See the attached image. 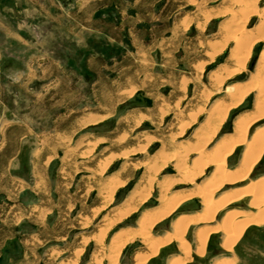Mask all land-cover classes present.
<instances>
[{
    "label": "rangeland",
    "instance_id": "1",
    "mask_svg": "<svg viewBox=\"0 0 264 264\" xmlns=\"http://www.w3.org/2000/svg\"><path fill=\"white\" fill-rule=\"evenodd\" d=\"M49 6V2L40 5L44 9ZM262 6L264 0L258 4L259 8ZM133 7L130 13L137 14L139 20L129 30L122 26L115 42L78 43L75 34L86 28L62 26L56 30L58 43L38 46L44 61H47L45 54L49 47L56 48L57 54V68L41 80L46 90L50 83L56 90L51 94L46 92V102L42 104L40 162L34 176L30 173L28 177L30 189L24 192V202L35 201L37 208L32 215L26 212L21 228L26 234L40 227L43 241L40 264H98L95 257H103L99 264H111L107 257L118 234L124 239L127 237L118 264H136L138 257L149 254L139 236L141 217L147 213L156 216L164 209L160 198L165 188H172L169 195L184 188L189 192L196 185L204 184L215 168L206 170L195 184L170 186L180 177L179 163L194 168L197 158L191 154L171 161L167 155L186 151L198 144L199 135H206L214 128L216 138L206 151L216 152L218 140L230 135L225 140L228 142L234 136L238 116L255 110L256 94L241 108L230 110L226 120L219 124L217 115L212 116L211 112L217 101L231 103L227 94L215 90L208 105L202 101L207 90L200 88V84L211 83L214 74L234 66L229 58L235 44L225 47L223 37L227 29L236 31L237 28L227 26V19L221 16L227 10L238 11L236 3L230 0H137ZM41 14L42 17L49 15L44 11ZM29 17L30 11L25 12V19ZM257 21V17L251 19L248 28L253 29ZM48 30L44 29L43 37ZM27 35L31 36L28 29ZM49 35L54 37L55 32ZM263 45L252 53L248 72L255 70ZM112 46L115 50L110 54L115 56L114 60L112 57L104 61L90 59L96 52L110 51ZM24 47L30 52L33 50L32 44ZM242 77L246 81L249 74ZM198 90L203 97H195ZM131 112L137 116L136 121L123 119ZM95 120L98 123H93ZM263 123L264 120L257 125ZM243 149V146L236 149L232 161L238 162ZM34 182H38L40 190ZM226 188L218 191V196ZM241 203L226 208L218 220L234 207L255 212L247 206L249 200ZM201 209L200 199L185 201L166 220ZM83 226L86 227L83 229ZM155 228L151 229L153 237L164 234L156 233ZM247 229L249 235L238 240L240 263L264 264V225ZM187 235H194L193 228ZM216 235L214 242L218 245L222 234ZM129 236L135 238L129 239ZM45 239L52 241L46 244ZM49 245L56 248L52 254L46 251ZM174 245L160 248L154 264L166 263V256L175 249ZM235 246L233 252H236ZM99 252H102L101 257L96 255ZM209 258L206 254L187 263H204Z\"/></svg>",
    "mask_w": 264,
    "mask_h": 264
},
{
    "label": "crops",
    "instance_id": "2",
    "mask_svg": "<svg viewBox=\"0 0 264 264\" xmlns=\"http://www.w3.org/2000/svg\"><path fill=\"white\" fill-rule=\"evenodd\" d=\"M136 1L0 0V264H40L42 259L41 244L43 241L41 240L40 227L38 229L34 228L26 234L21 229L23 226L22 221L27 216L26 212L28 215H32L35 211H31L29 208L32 206L37 208V202L35 201L24 202V192L30 189L28 177L31 176L30 173L34 176L33 173L37 171L36 165L40 162L42 104L46 102V92L51 94L52 90H56V86L51 83L46 90L41 82L46 73L50 76L51 72L57 68L56 48L49 47L48 53L45 54L47 61H44L45 57L41 55L38 46L40 43L49 42L52 45L58 43L56 30L62 26L65 28L76 26L86 28V31L75 34L77 38L75 41L78 43L115 42L119 37L122 26L127 27L129 30L132 27L131 25L139 20L137 14L130 13V9L134 8L133 5ZM46 2L50 3L49 8H41V3L45 4ZM29 11L31 17L25 19V12ZM42 11L48 12L49 15H43L42 17ZM140 26L143 28V25L140 24ZM45 28L49 30L46 32L47 35L43 37ZM26 29L29 30L32 37L26 36ZM52 32H55L54 37L49 35ZM26 44L33 45L31 52L30 49L24 47ZM112 50H115L114 46L110 51L96 52L95 55L90 56V59L104 61L112 57V60H114L115 56L110 54L114 53ZM204 84L209 85L211 83ZM31 96L32 98H30ZM69 101H71V98ZM93 123L98 122L95 120ZM261 125H264V123ZM261 125H256L254 129ZM238 162L232 161L231 163L234 165ZM260 163L262 169H257L255 178L264 175V155ZM34 186L40 190L38 182H34ZM184 191L186 192L185 188ZM37 193L39 192L37 191ZM195 214L197 212L186 215L194 216ZM159 221L162 222L163 219L161 218ZM172 221L166 220L161 223V226L160 223L157 224L155 232L162 231L164 234L160 237L165 236L166 231L172 230ZM212 223L210 225L217 226L220 220L217 218V221L215 220ZM85 227L81 228L84 229ZM191 228L193 227H189L187 232ZM197 229L198 227L195 226L193 228L194 235H187V240L192 245V249L193 246L195 247L189 263L208 254L210 256L209 260H205L204 263H195L208 264L212 257L224 253L223 241L216 245L214 239L218 235H213L208 242L205 254L202 256L197 255L195 242ZM248 235L249 233L245 231L241 239ZM219 240H222L221 236ZM51 241V239L44 240L46 244ZM239 242L236 244V252L233 254L238 259L235 264H241L242 260V256L238 252ZM167 245H174L175 249L166 256L167 260L164 264H168L172 257L180 254L178 243L171 242ZM46 251L52 254L56 251V248L49 245ZM156 257L157 255L151 257L149 259L151 263L148 264H154Z\"/></svg>",
    "mask_w": 264,
    "mask_h": 264
},
{
    "label": "bare ground",
    "instance_id": "3",
    "mask_svg": "<svg viewBox=\"0 0 264 264\" xmlns=\"http://www.w3.org/2000/svg\"><path fill=\"white\" fill-rule=\"evenodd\" d=\"M230 1L238 5V11L234 12L232 10H227L222 14L221 18L227 19V26L237 28L236 31L229 29L226 31L224 30L223 37L225 47L230 43L235 44L229 58L234 66L233 68L227 67L225 72L214 74L215 77L214 80H211V84H200V88L203 90L206 89L207 93L203 97L202 92L200 93V90H198L195 92V97L202 96L203 103L207 104L213 95V90L218 89L219 94H227L231 103H226L225 100L217 101L215 105H213L212 114L210 113L212 116L217 115L216 117L219 120V124H222L226 120L230 110L234 111L241 108L245 101L254 94H256L254 101L255 110L238 116L239 118L235 121V127H233L235 128V133L232 134L234 136H231L232 138L227 140L228 142H225V140L230 135L228 137L225 136V140H218L215 144L217 147L216 152L214 150L210 152L206 151L207 148L211 146L213 139L216 138L215 136L217 133L216 128L212 130L210 125L209 127L212 132H208L207 134L204 131L206 135L200 132L201 135L197 138L198 144H194L191 148H187L186 151L182 152L184 154L178 152L169 153V156L167 155V159L171 161L182 159L184 156L187 157L191 154L196 155L197 158L194 168H189L182 162L179 163L178 174L180 177L170 183V186L176 183L187 185L195 184L206 170L213 166L215 168L212 170L213 173L211 177L209 179L206 178V183L204 182V184L196 185V187L189 192L173 189L172 195H169L168 192H171L170 190L172 188H165L166 186L164 185L166 192L164 195L162 194L163 196L160 198V204L164 206V209L158 212L157 215L155 213L154 215L156 216L149 213L144 214L139 220L141 224L139 225L142 229L139 236L149 249V254L138 257L136 264H146L149 258L158 254L160 248L169 243L171 244V242H177L179 244L181 255H178L176 258H171L168 264H186L190 262L193 249L192 245L187 240L186 233L189 227L194 228L195 226L198 227L195 241L197 255L202 256L205 254L211 235L222 234V247L224 253H221L226 256H221L222 254H220V256H214L208 264H235L238 259L233 255L235 253L233 249L245 230L249 226L264 225V175L252 179V177L256 175L257 169L261 168V163L259 164V162L264 153V125L254 129L258 123L264 120V45L258 55L255 70L248 72L252 53L260 44H264V6L258 7V4H261L263 0ZM255 17L258 18V21L253 29H249L248 23ZM247 73L249 74V78L244 81L243 79L245 77L243 78L242 76ZM229 82L232 83L230 84ZM226 86L227 88L225 89ZM136 117L132 113H128L123 119H135L136 121ZM209 124L210 123H208V125ZM240 146L244 147L242 157L238 163L230 165V162H232L231 158L235 155L236 149ZM245 182L248 183L239 186L241 183L243 184ZM225 187L228 188L218 196V191ZM196 199L201 200V211L197 212L194 216L186 214L178 216L171 222V231H166V235L163 237H153L151 229L161 222L159 219H168L176 207L180 206L185 201H194ZM243 200H249L248 206L252 210L254 209L255 212L234 207L223 214L217 226L210 225L213 221H217V218L226 208L239 205ZM35 209V206L29 208L31 211ZM129 212L130 211H127L126 213L129 214ZM134 238L135 236H129V239ZM125 239L122 234H118V236L113 239L111 254H108L109 257H107L113 262L111 264H118V256L124 245ZM101 254L102 252H99L96 255L100 256ZM230 255L232 256L230 257ZM95 259H98V261L95 260V262L97 261L99 264L103 260V257H95Z\"/></svg>",
    "mask_w": 264,
    "mask_h": 264
}]
</instances>
